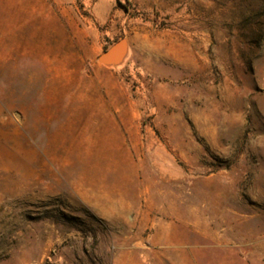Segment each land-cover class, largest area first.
Segmentation results:
<instances>
[{
	"label": "rangeland",
	"instance_id": "obj_1",
	"mask_svg": "<svg viewBox=\"0 0 264 264\" xmlns=\"http://www.w3.org/2000/svg\"><path fill=\"white\" fill-rule=\"evenodd\" d=\"M0 264H264V0H0Z\"/></svg>",
	"mask_w": 264,
	"mask_h": 264
},
{
	"label": "water",
	"instance_id": "obj_2",
	"mask_svg": "<svg viewBox=\"0 0 264 264\" xmlns=\"http://www.w3.org/2000/svg\"><path fill=\"white\" fill-rule=\"evenodd\" d=\"M125 50V43L123 41L117 42L110 49L106 50L101 56L100 60L104 63H108L112 60H118Z\"/></svg>",
	"mask_w": 264,
	"mask_h": 264
},
{
	"label": "bare ground",
	"instance_id": "obj_3",
	"mask_svg": "<svg viewBox=\"0 0 264 264\" xmlns=\"http://www.w3.org/2000/svg\"><path fill=\"white\" fill-rule=\"evenodd\" d=\"M164 149H166V148H164ZM162 153H163V155H165V156H166V155H170V153H169L167 150L162 151ZM158 155H160V154H158ZM163 157H164V156H163ZM161 166H162V165H161ZM161 166H160V167H161ZM161 169L164 170V172H167V169H163L162 167H161ZM162 173H163V171H162ZM162 173H161V174H162ZM162 180H165V179H164V176L161 177V181H162ZM167 183H168V182H167ZM162 185H163V184H162ZM160 186H161V185H160Z\"/></svg>",
	"mask_w": 264,
	"mask_h": 264
}]
</instances>
